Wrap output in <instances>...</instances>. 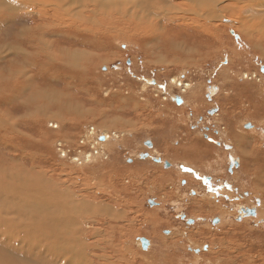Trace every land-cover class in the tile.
<instances>
[{
    "label": "rangeland",
    "instance_id": "rangeland-1",
    "mask_svg": "<svg viewBox=\"0 0 264 264\" xmlns=\"http://www.w3.org/2000/svg\"><path fill=\"white\" fill-rule=\"evenodd\" d=\"M7 12L1 7L0 15ZM232 12L217 19L222 24L203 20L210 31L220 29L224 39L208 43L210 47L193 46L196 38L186 29L155 34L123 22L116 26L119 31L101 35L102 49L94 51L91 46L96 45L88 44L92 36L79 35L70 25L76 12H64L61 21L37 20L28 12L0 16V118L17 124L16 132L6 130L7 137L0 129V181L4 173L19 174L10 172L19 167L17 161L43 174L44 184L54 183L61 194L112 211L86 213L91 222L78 240L74 235L65 242L55 238L47 242L48 248L57 244L58 252H67L85 241L93 245V264H264V44L252 49L244 34L250 27H238ZM246 16L252 24L253 17ZM38 24L44 25L47 47L70 46V39L77 37L91 50L79 47L84 53L79 64L70 62L74 53L62 56L76 68L84 66L80 80L65 79L54 66L51 71L33 69L32 88L20 93L16 87L21 83L7 72L9 51L17 46H6L12 40L18 43L23 31ZM69 46L65 50L73 51L75 46ZM21 48L32 57L28 48ZM88 53L96 60L84 65ZM245 73L248 78H243ZM65 84L72 93L66 108H49L55 96L58 103L59 97L65 100L63 91L58 92ZM34 89L41 91L35 94ZM29 99L33 101L27 105ZM236 130L252 136L242 141L253 157L238 152ZM106 131L113 137L104 145L98 135ZM233 159L239 166L230 172ZM203 162L210 167H200ZM243 207L259 209L261 218L238 220ZM60 226L56 229L62 233L65 228ZM142 240L149 242L147 249ZM83 256L86 263L88 256ZM12 262L26 264H7Z\"/></svg>",
    "mask_w": 264,
    "mask_h": 264
},
{
    "label": "bare ground",
    "instance_id": "bare-ground-1",
    "mask_svg": "<svg viewBox=\"0 0 264 264\" xmlns=\"http://www.w3.org/2000/svg\"><path fill=\"white\" fill-rule=\"evenodd\" d=\"M1 7L8 11L7 15H0L3 17L13 18V16L18 15V13L28 12L30 14L37 15V20L44 21H46L47 18L52 19L56 17H58V21H61L64 12L69 10L71 12H76L77 17L72 19L70 24L71 27H73L79 35L92 36L93 41L88 44L96 45L91 46V50L90 48L85 47L87 46L85 45L86 43L79 42L80 39L75 37L74 39H70L71 42H68L71 44L70 46H75L73 51L65 50V48L69 45L64 46V43H62V45H58V47L50 48L46 46L45 40H42V37L46 35L44 29L42 28L44 25L38 24L37 27L31 31H23V33H21L23 35V39H20L18 43L12 40V42L6 46L7 49H10L11 43H14L17 46L16 49H10L9 51L10 58H12L7 62V72L9 78H13L12 80L15 83H21V88L20 85L16 87L20 93H26L27 90L32 88L33 77L30 76V74L33 73V69H39L40 72L41 70L51 71L52 66H54L55 70L53 71H57L58 74L62 75L65 79L80 80L83 78L82 76L80 77L81 74L79 71L81 69L85 71L83 69L84 66L83 68H80L78 65L76 68L69 62H66L62 56H68L69 58L72 56V53H74L70 62L72 64H79V61L81 60L80 56L84 55V53L81 52L82 50H79L80 46L85 45L84 47L91 51L102 49V42L100 41L101 35H108L112 30L117 31L118 28L116 26L122 24L123 22L145 27L148 31H152L154 33L157 31V33L160 32L161 34H169L168 32H177L176 30L178 29H181L182 31L186 29L190 33H193L190 37L196 38L192 41L193 46L196 48H206V46L209 45L208 43L216 45L223 42L224 39L221 38L219 34L220 29L219 31L216 30V32L210 31L209 27L206 26L203 20L205 18H209L211 20L216 19V21H218V18L228 16V14L233 11L230 15H232V19L236 21L238 27L246 28L247 25L250 27V30H247L248 33L244 34H246V37L249 38V41L252 44V49L259 50V48L264 44V0H0V9ZM229 10L230 12H228ZM238 10H240L241 13L236 16V12ZM245 12H247V14L249 13L251 17H253V21L256 23L252 22V24H250V21H247L250 16L243 17L245 16ZM244 18L246 20H244ZM220 21H218L219 24L221 23ZM8 22L12 26L13 22L10 20H8ZM236 29L241 31L240 28ZM251 30H253L252 33H249ZM243 31L245 32L246 30H242V32ZM183 34L184 33L182 32V35ZM256 34L258 36L257 38L255 37ZM160 37L162 36H159V38ZM157 40L158 39H156V41ZM162 40L164 41V39ZM164 42H166V40ZM20 43H22V45ZM18 44L21 46H18ZM32 44L34 45L32 46ZM166 45L172 46L173 44L169 45L167 43ZM188 45L190 46V44ZM22 46L29 49L31 52L30 54H33L32 57L28 56V52L23 50L21 48ZM168 46L167 48L169 49L170 47ZM163 47L166 48L164 43ZM233 49H236V47H233ZM172 50L175 51V48L172 47ZM12 52L15 55H12ZM183 52H178L176 54L182 55ZM238 54L239 53H237V55ZM1 55L2 54H0V57ZM88 55L90 54L88 53L87 57H85L84 65H87L90 61L96 60V57ZM36 56L40 57V62H37L35 59ZM57 61L58 63H56ZM19 63L23 66H19ZM92 71H94V69ZM225 73L227 74V72ZM243 76V78H248L249 74L245 73ZM21 80L22 82H20ZM173 82H176V79H174ZM7 83L9 84V82ZM180 86H182V84H180ZM12 90H15L13 86ZM34 90L36 91L35 94L41 91L39 89ZM61 90L65 94V100L61 101L59 97L58 103V101L55 100L58 97L55 96L54 101L49 102V108H60L61 110L66 108L68 99H70L72 94L70 92L71 88L69 84H65V86L58 90V92ZM54 92L57 91L54 90ZM1 98H3V96H1ZM32 101L29 99L28 102H25L27 105H30ZM21 107L23 108V106H20L19 109ZM44 111L43 113L48 110ZM14 125L17 124L12 122L9 123L8 121L0 118V129L4 131L2 132L3 136H8L6 130H8L9 134L13 131L16 132ZM50 125L54 126V123H51ZM91 129L93 130V133L97 134L95 128ZM245 136L248 139L252 138V136L243 135L236 130L233 134L234 143L238 152H240L244 158L245 156L253 157V154H250L248 150L243 147L242 140ZM98 137L99 139L103 138L101 139V142L99 141V143L105 145L113 136L106 131L100 136L98 135ZM114 137H118V135L114 133ZM212 141L214 140L212 139ZM215 142L219 143V141ZM97 144L98 142L96 145ZM13 159L14 158L10 156L11 162L16 161ZM72 162L74 161L72 160ZM233 162L235 164L237 163V161L233 159L230 164ZM16 164H19V167L14 165V167L10 169V172L12 173L17 171L19 174L15 177L10 174L9 177L7 173H4L1 178L2 181H0V264H2V262L7 264L10 260L20 261L21 263L25 262L26 264H49V262L50 264H93L94 260L91 257L92 244L89 245L85 243V241H81L74 248L73 246H70V250H66L67 252L63 251V249L58 252L57 244L52 246V248H48L47 245L49 243L47 242L55 238H59L60 241L65 242L73 235L76 236L77 239V236L80 235L83 228L86 227L88 223L90 225L91 220L86 218V213L92 212L93 209H97L103 210L109 215L112 211L105 205L95 204L94 202L89 201H78V199H76L77 196L75 197L74 194H61L63 191L60 192L54 183L44 184L43 174L35 173L33 168L28 169L17 161ZM200 167L205 168L210 167V165L208 162H203L200 164ZM187 170L189 172L193 171L191 168H188ZM29 173L34 174L30 175ZM48 194H50V196L46 197ZM256 210L257 215L255 218H261L259 209ZM224 215L225 213H223L222 216ZM246 217L247 216H244V218ZM58 225L65 228L62 229L64 230L62 233L58 232L56 229L58 228ZM69 229L73 230L71 231ZM85 253L88 256L86 263L83 256Z\"/></svg>",
    "mask_w": 264,
    "mask_h": 264
},
{
    "label": "flooded vegetation",
    "instance_id": "flooded-vegetation-1",
    "mask_svg": "<svg viewBox=\"0 0 264 264\" xmlns=\"http://www.w3.org/2000/svg\"><path fill=\"white\" fill-rule=\"evenodd\" d=\"M216 111L215 110H213L211 113H215ZM206 138H208L207 136H206ZM213 142H215V141H213ZM216 144H220V142L219 143H217V142H215ZM227 148H229L228 146H226ZM190 172H192V171H190ZM230 172H233V170L231 169V167H230ZM226 187H228L229 189H231L232 187H230V185H228V186H226ZM246 196H248V195H245L244 197H246ZM256 203L258 204V205H260V199H256ZM244 208V209H243ZM242 209H241V212L242 213H240V216H239V218H238V220H242V218H244V216H248V217H251V216H255L256 217V215H257V210H256V208H253V207H243ZM248 211H250V212H255L254 213V215H252L251 213H249ZM244 212V213H243ZM246 213V214H245ZM243 214V215H242ZM217 221L218 220H216L215 221V223H217Z\"/></svg>",
    "mask_w": 264,
    "mask_h": 264
},
{
    "label": "water",
    "instance_id": "water-1",
    "mask_svg": "<svg viewBox=\"0 0 264 264\" xmlns=\"http://www.w3.org/2000/svg\"><path fill=\"white\" fill-rule=\"evenodd\" d=\"M175 101H176L177 104H179V105L182 104V99H181L180 97H177V98L175 99ZM247 128H248V127H247ZM101 139H103V138H101ZM148 145H149V146H152L151 143H148ZM154 161H155V162H159V163H161V160L158 159V158H157V159H154ZM165 166H166V167H169L170 164H169V163H165ZM234 166H235V167L239 166L238 162H237L236 164H235L234 162L231 163L230 167L233 168ZM248 212L251 213L252 215H254V213H255V212H250V211H248ZM189 223H191V222H189ZM141 243H142V246H143L144 249H147V248L149 247V242H148L147 240H142Z\"/></svg>",
    "mask_w": 264,
    "mask_h": 264
},
{
    "label": "built area",
    "instance_id": "built-area-1",
    "mask_svg": "<svg viewBox=\"0 0 264 264\" xmlns=\"http://www.w3.org/2000/svg\"><path fill=\"white\" fill-rule=\"evenodd\" d=\"M99 138V137H98ZM101 138V137H100ZM98 141H100L101 142V139H98Z\"/></svg>",
    "mask_w": 264,
    "mask_h": 264
}]
</instances>
